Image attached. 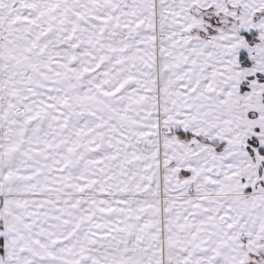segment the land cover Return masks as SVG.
<instances>
[{"label":"snow or ice","instance_id":"1","mask_svg":"<svg viewBox=\"0 0 264 264\" xmlns=\"http://www.w3.org/2000/svg\"><path fill=\"white\" fill-rule=\"evenodd\" d=\"M0 264H264V0H0Z\"/></svg>","mask_w":264,"mask_h":264}]
</instances>
